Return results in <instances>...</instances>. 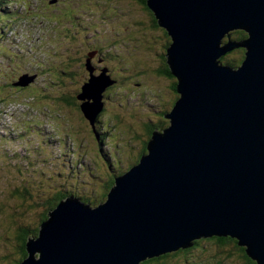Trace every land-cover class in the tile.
<instances>
[{
    "label": "water",
    "instance_id": "obj_1",
    "mask_svg": "<svg viewBox=\"0 0 264 264\" xmlns=\"http://www.w3.org/2000/svg\"><path fill=\"white\" fill-rule=\"evenodd\" d=\"M146 5L170 38L178 97L163 115L169 125L151 134L147 153L113 179L102 204L68 197L48 212L19 264H142L211 237L235 239L264 264V0ZM241 30L247 38L232 41ZM237 47L245 49L240 65L222 64ZM86 70L76 98L94 131L115 81L106 69L93 75L89 59Z\"/></svg>",
    "mask_w": 264,
    "mask_h": 264
},
{
    "label": "rangeland",
    "instance_id": "obj_2",
    "mask_svg": "<svg viewBox=\"0 0 264 264\" xmlns=\"http://www.w3.org/2000/svg\"><path fill=\"white\" fill-rule=\"evenodd\" d=\"M148 14L139 0H0V264L19 260L18 228L37 227L57 192L91 199L104 192L101 185L110 171H116L115 178L135 165L134 157L151 136L145 125L162 119L163 104L174 97L167 88L170 79L152 72L162 60L165 40L160 31L147 27ZM77 18L83 42H99L112 57L110 62L94 61L100 69L95 76L107 65L115 81L103 93L104 110L94 131L79 107L58 100L77 96V82L89 80L85 70L73 69L76 62L61 65L66 49L80 45L65 37ZM126 70L139 76H133V82L122 80L127 85L121 90L115 86L130 76ZM34 74L30 88H8L19 76ZM14 189L26 192L25 201L12 195ZM201 240L197 249L179 251L166 263L199 257L202 264H215V257L221 264H243L232 250L231 258L224 260L228 250L216 252L212 243Z\"/></svg>",
    "mask_w": 264,
    "mask_h": 264
},
{
    "label": "trees",
    "instance_id": "obj_3",
    "mask_svg": "<svg viewBox=\"0 0 264 264\" xmlns=\"http://www.w3.org/2000/svg\"><path fill=\"white\" fill-rule=\"evenodd\" d=\"M139 1H140V4H142V7H143L144 11L145 12H149V14H148L149 15V20H148L147 27L148 28L150 27L152 30H156L157 29L156 31H160L162 33L161 37L165 40L164 41V45H163L162 49L160 50V52L162 53L160 55V57H162V60H161V62L159 63L158 66L153 68L152 72L157 77H161L163 79H166V78L170 79L169 80L170 83H169V85H167V88H168V86L171 87V89H172L171 90V92H172L171 95L174 96V97H171L170 101H166V103L163 104V106H162L163 110L160 113V115H161L160 117L162 119H160L158 122H156L154 124L147 123L145 125L146 128H147V131H148V135H151L154 131H161L162 129L166 128V126L169 125V121L167 119H165L163 117V115L165 113H167L173 107L174 101L178 97L177 93L175 92L176 91V82L177 81L175 80L176 78H174L171 75L169 67H168V65L166 63V58L164 56L165 52H166L165 49L168 46V42L170 43V38L168 37V35L165 32V30L160 28L157 25L153 14L151 13V11L149 10V8L146 5V1L147 0H139ZM27 12H30V10L28 9ZM34 18H40V17L34 15ZM42 20L46 21L52 28L54 27V25L50 23L51 20L50 21H49V19H42ZM69 38H70L69 40H70L71 43H72V41L73 42H77L76 41V37H72V34H71V36H69ZM246 38H247V34L243 30L232 32L231 33V37H230V39L232 41H236V42L243 41ZM132 39H134V38H129L128 40L131 41ZM98 44H100V43L97 42V41H94V42L88 41L87 42V49H90V51L94 50V49H96L94 47L98 46ZM79 46L80 45L77 43L75 45L74 49H66V56H65V58L63 60H61V65L65 66L67 62L68 63L76 62V64L73 66V69L76 68L78 70V69L82 68L80 70H85V74L88 76L89 73L86 70V61H85V59L83 60V58H81L80 55H79ZM70 47H71V45H70ZM97 50L101 54L104 52L105 60L110 62L109 59H111L112 57L109 55V52H105L106 50L104 49V47L97 48ZM244 53H245V49H243L242 47H237L233 51H231L230 53L226 54V55L233 54L234 57H232V59H230V58L225 59V56L221 58L222 64L227 65V66H229L231 68H237L240 65V63L242 62L243 58H244V56H243ZM104 68L109 70L107 67H104ZM67 72H68V74H70V76L73 75V72H71V70L70 71L67 70ZM67 72H65V75L67 74ZM126 72H128V70H126ZM129 73H130V76L129 77L125 76L123 79L118 81L116 83L117 85L115 87L118 88L120 86L119 88L121 90L126 89V86H123V85H127V82H122V80L133 82V79H132L133 76H134V78H138V76H139L138 73L137 74H132V70H130L128 72V74ZM48 74H50V73H48ZM62 74H63V72H62ZM62 74L60 73L59 75H62ZM55 80H57V79L55 78ZM83 80H84V77H82L81 83L83 82ZM137 81L138 80L135 79L134 83H136ZM14 83H16V80H13V81L9 82V87L8 88H10V90H16V86H14ZM81 83L79 81V82H77V84L75 86L74 90L77 92V94L80 93V91H81V87H82ZM136 85H139V84H136ZM128 88L129 87H127V89ZM111 89H112V86L109 87L107 89V91L111 90ZM58 100H59V103H62L64 106H67V107L75 106V107L78 108L80 103H81L80 101H78V99L76 98L75 95L61 97L60 99L58 98ZM168 103H169V105H167ZM149 139L146 142L143 143V145H142V147L140 149V152L138 154H136V156L134 157V163L135 164H137L139 162V159L143 155H145L147 153L146 152V145H147ZM114 174L117 175L115 170L110 171V178H108V180L101 185V188L103 187V190L105 189L104 192L103 191L102 192H97L96 196L92 197L91 199L90 198H86V197H82V196H77V195H75L74 193H72L70 191L68 192L67 190H61L60 192H57L55 195H53L51 197V199H50V202L46 203V205H45L46 208L44 210L43 216L40 217L39 225L37 227H21L20 226L18 228L15 240L18 243L17 249H18L19 253L21 254V256H20V258H19V260L17 262L15 261V264H19L26 257L25 243L28 241L29 238L36 239L38 237L39 227L46 220L47 213L52 211L60 201H62L65 198L70 197V198H74V199L79 200L84 205H88L90 207L91 206L92 207H97L98 205L102 204L105 201L107 193H108L109 189L113 185ZM24 192L25 191L23 190V193ZM23 193L18 191L17 189H14V192H12V195H14L15 197H18L21 200L25 201V199H26L25 198V193L26 192L24 194ZM205 241L209 242V243H212V246L214 245L216 247V252L217 251L222 252L225 249L228 250L227 253H225V255H224V260L226 258H231L232 252H230V251L232 250L233 252H235L238 255L237 259L240 262H242L243 264H256L253 260H251L250 258H248L246 256L245 248L239 246L237 244V241L235 239H233V238H230V237H211V238H207ZM201 242H203L201 239L198 240V241H195L194 245L190 249H192V250L197 249L198 245ZM188 250H179V251L180 252H184V251H188ZM179 251H177L175 253H172V254H166V255H163L161 257L153 258L151 260H147L146 262H144L142 264H167L166 263L167 261H165L166 258L171 257V256H172V258L178 257L177 255L180 254ZM213 251H214V249H213ZM197 258H199V257H197ZM197 258L195 257L194 260L193 259L192 260L185 259L181 263L179 262V263H172V264H202L201 260H198ZM213 258H214L215 264H221L222 263L221 259L218 260L215 257H213ZM168 264H171V263H168Z\"/></svg>",
    "mask_w": 264,
    "mask_h": 264
},
{
    "label": "flooded vegetation",
    "instance_id": "obj_4",
    "mask_svg": "<svg viewBox=\"0 0 264 264\" xmlns=\"http://www.w3.org/2000/svg\"><path fill=\"white\" fill-rule=\"evenodd\" d=\"M77 22H79V20H76V24L72 28H70L69 30L65 31V37L68 39L69 42H70L69 36H71V34H72V37H76V41L77 42L79 41V43H80L79 55L83 58V60L85 59V61L89 59V63L91 64L92 68L94 69L93 74H95L96 71L100 70L99 68L96 67L95 63L98 62V61L101 62L103 60L106 61L105 60V56H104V54H101V53L98 52L97 48H100L99 44H98V46L94 47V48H96L94 50L90 51V49H87V42H83L84 37H83L82 33L80 32V26H77ZM70 24H72V23H70ZM81 41H82V44H81ZM92 42H94V41H92ZM94 61H96V62H94ZM104 67H107V65L104 66ZM108 73L110 75V69L108 70ZM35 75H37V74H35ZM85 76H86V74H85ZM85 79L86 78L84 77L83 82L85 81ZM16 88L23 89V88H19V87H16ZM28 88H30V86H28ZM168 90H170V91L172 90L170 86H168ZM167 105H169V103Z\"/></svg>",
    "mask_w": 264,
    "mask_h": 264
},
{
    "label": "clouds",
    "instance_id": "obj_5",
    "mask_svg": "<svg viewBox=\"0 0 264 264\" xmlns=\"http://www.w3.org/2000/svg\"><path fill=\"white\" fill-rule=\"evenodd\" d=\"M104 69H105V68H104ZM106 70H107V69H106ZM107 72H108V70H107ZM93 75H94V74H93ZM109 76H110V75H109ZM136 86H139V85H136ZM103 110H104V107H103V109H102V112H103ZM102 112H101V113H102ZM101 113H100V115H101ZM100 115H99V116H100ZM99 116H98V117H99ZM97 122H98V118L96 119L95 124H97ZM135 165H136V164H135Z\"/></svg>",
    "mask_w": 264,
    "mask_h": 264
},
{
    "label": "bare ground",
    "instance_id": "obj_6",
    "mask_svg": "<svg viewBox=\"0 0 264 264\" xmlns=\"http://www.w3.org/2000/svg\"><path fill=\"white\" fill-rule=\"evenodd\" d=\"M166 58V57H165ZM167 127V126H166ZM149 139V138H148ZM201 239H207V238H201ZM200 240V239H198ZM196 241V240H195ZM189 249V248H188ZM180 250H185V249H180ZM179 251V250H178ZM175 253V252H174Z\"/></svg>",
    "mask_w": 264,
    "mask_h": 264
}]
</instances>
